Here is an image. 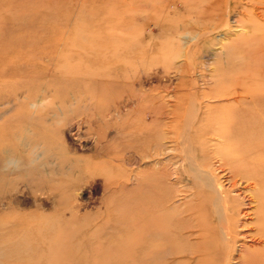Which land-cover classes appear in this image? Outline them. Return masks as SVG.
<instances>
[{
    "label": "rangeland",
    "instance_id": "rangeland-1",
    "mask_svg": "<svg viewBox=\"0 0 264 264\" xmlns=\"http://www.w3.org/2000/svg\"><path fill=\"white\" fill-rule=\"evenodd\" d=\"M262 37L264 0H0V264H48L13 255L37 245L21 235L26 221L29 236L63 226L57 238L72 244L119 237L122 203L150 182L184 216L197 204L198 175L224 222L216 194L244 184L229 182L216 151L222 137L207 126L247 99L220 77L244 74L240 51ZM254 208L239 210L232 240L222 234L216 264H247L261 246ZM159 227L170 235L168 220ZM186 234L187 247L197 232ZM198 259L171 248L154 260Z\"/></svg>",
    "mask_w": 264,
    "mask_h": 264
},
{
    "label": "bare ground",
    "instance_id": "bare-ground-1",
    "mask_svg": "<svg viewBox=\"0 0 264 264\" xmlns=\"http://www.w3.org/2000/svg\"><path fill=\"white\" fill-rule=\"evenodd\" d=\"M30 10L32 9L29 7L25 8L21 16ZM249 25L256 31L261 28L255 21H250ZM261 39L260 44H256L255 47L252 45L240 51V55H243L246 61L245 66L248 67L245 71L242 66L244 74L223 73L220 77L223 85L231 82L239 86L247 99L238 103L237 107L230 108L228 112L213 116L216 126H207L211 133L222 137L216 151L223 167L230 174L229 182L233 186H240L238 189L244 184L242 185L244 189L235 195L216 194V197L223 201L224 222L220 219L221 214L212 209L215 198L213 190L202 189L198 175L193 180L197 204L188 205L185 217L181 215L177 206L167 204L168 195L161 182H150L145 185L146 182L143 181L145 187H140L136 199L134 201L127 199L120 207L123 227L119 237L114 233L102 242L95 241L84 246L82 245V241L86 240L84 235L77 243L72 244L67 239L57 238L64 235L67 230L63 226L44 232L33 228L29 236L30 225L29 221H26L21 235L35 238L37 245L35 244L30 252L15 251L13 255L29 260H33V257L47 259L48 264H155L157 262L154 259H158L161 253L173 248L175 254L199 255V264H216L215 257L223 250L219 241L222 240V234L226 233L225 236L232 240L235 216L242 207L254 206L251 212L255 220L254 231L261 246L247 253L243 261L247 264H264V50L258 56L254 55L255 48H264V38ZM254 73L256 74L252 75ZM162 220H168L172 225L170 235L159 227V221ZM185 230L186 238L197 232L195 242L189 243L187 247L181 243L183 242L181 234ZM160 235L163 237L162 241L158 239ZM52 250L59 253V258L55 257L58 259H50L48 254ZM130 250H135V254H128ZM110 256H116L118 259L109 262ZM133 258L139 260L134 262Z\"/></svg>",
    "mask_w": 264,
    "mask_h": 264
}]
</instances>
